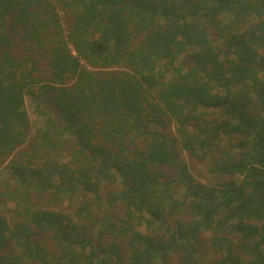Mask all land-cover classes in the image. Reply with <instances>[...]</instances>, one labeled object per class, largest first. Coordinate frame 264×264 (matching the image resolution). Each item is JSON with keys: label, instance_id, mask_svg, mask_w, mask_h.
<instances>
[{"label": "trees", "instance_id": "1", "mask_svg": "<svg viewBox=\"0 0 264 264\" xmlns=\"http://www.w3.org/2000/svg\"><path fill=\"white\" fill-rule=\"evenodd\" d=\"M54 2L0 0V264H264V0Z\"/></svg>", "mask_w": 264, "mask_h": 264}, {"label": "rangeland", "instance_id": "2", "mask_svg": "<svg viewBox=\"0 0 264 264\" xmlns=\"http://www.w3.org/2000/svg\"><path fill=\"white\" fill-rule=\"evenodd\" d=\"M53 2V4H55L54 0H51ZM58 15L60 16V19H61V25L65 28L66 27V16L64 14L63 11H61L60 9L58 10ZM71 49V47H70ZM122 68H125L124 66L122 65H118L115 67V69L117 70H121ZM96 72H100L98 69H96ZM167 78L169 77V75H166ZM42 99V98H41ZM25 107H26V110H27V115H28V122H29V128H28V133H29V136L32 137L35 133V131L42 127L43 124H44V118H42L38 113H36V110H37V103H39V106H44V103L43 101H39L38 99L37 100H31L29 96H26L25 97ZM47 108V107H46ZM49 111H51V109L49 108L48 109ZM52 112V111H51ZM167 128H166V132L167 133V137L168 138H174L176 139V141H180L182 135H180L178 132H177V123L175 121H172L170 123L167 124ZM150 128L151 129H157L158 127L156 125H153L151 124L150 125ZM73 139V136H72V133L71 134H64L63 137H62V141H63V146L65 148H63L64 150L60 153H58V158L60 161H67L69 159V151H71V147H74V143L72 141ZM180 157L185 160L187 159V161L189 162V158L188 156L183 152L181 151L180 152ZM193 161L190 162L192 163V170H193V173L196 175V179L201 181V182H205V179L209 176L208 175V172H207V163H209L210 165V161L209 160H206L205 162H197L196 160L192 159ZM4 170L2 169V166L0 165V180H2L5 176H4ZM57 180V178L55 179V181ZM32 193H33V198H34V201L35 202H42V201H47V193H41V192H37L35 190H32ZM175 198H179L181 196V191L180 190H177V192L175 193ZM56 198H59L58 201H56V203L58 204V206L60 207L61 210L65 211V212H68L72 209V208H68L69 206V203H68V199H67V196H57V195H54L53 199H56ZM63 199V202L60 203V201H62ZM8 208H11V205L10 204H6V206H1L0 205V213L1 214H4V213H7L8 211ZM53 208H56V207H53ZM109 213L111 214V216L113 218H120L122 216V210L119 208V205H115L111 208H109ZM176 217H181V218H186L185 215H177ZM76 222V220H75ZM136 228L140 231H144V227H143V224H141L140 226H136ZM208 243V242H207ZM213 252L214 250L211 249L209 251H205V259L204 261L205 262H209L212 258V255H213Z\"/></svg>", "mask_w": 264, "mask_h": 264}]
</instances>
